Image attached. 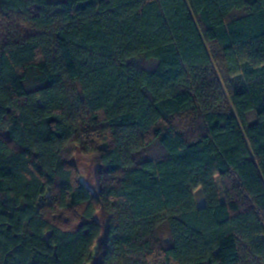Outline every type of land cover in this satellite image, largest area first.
Segmentation results:
<instances>
[{"label":"trees","instance_id":"1","mask_svg":"<svg viewBox=\"0 0 264 264\" xmlns=\"http://www.w3.org/2000/svg\"><path fill=\"white\" fill-rule=\"evenodd\" d=\"M0 264H264V0H0Z\"/></svg>","mask_w":264,"mask_h":264},{"label":"rangeland","instance_id":"2","mask_svg":"<svg viewBox=\"0 0 264 264\" xmlns=\"http://www.w3.org/2000/svg\"><path fill=\"white\" fill-rule=\"evenodd\" d=\"M148 64L149 63H143L142 65L149 67ZM154 151L157 152L160 150L154 149ZM67 155H69L70 164L72 163L75 167H77L79 177L82 178V182L86 183L91 188H93V187L95 188V186H96V177L95 176H96V172H97V170H96L97 165L93 162V160L90 157L82 154L80 148L76 144L70 145V148L68 149ZM219 190H220L221 198H222V200H224V195H223L220 183H219ZM195 196L197 198L198 205L203 206L204 205V196L202 195V192L201 191L196 192ZM99 220L101 221V223L103 225L105 224L104 216L100 215ZM241 254H242V262L249 263V261L252 260V258H250L249 253H247L246 247H242Z\"/></svg>","mask_w":264,"mask_h":264}]
</instances>
